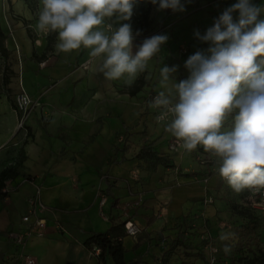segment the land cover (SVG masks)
<instances>
[{"label":"crops","instance_id":"1","mask_svg":"<svg viewBox=\"0 0 264 264\" xmlns=\"http://www.w3.org/2000/svg\"><path fill=\"white\" fill-rule=\"evenodd\" d=\"M202 1L195 9L188 7V0H181L185 6L182 12L158 11L148 1V25L140 24L141 16L136 18L135 31L140 35L133 41V54L145 38L168 36L160 52L133 81L140 77L145 80L140 89L132 88L126 75L118 80L105 78L100 71L102 59L91 57L90 50L83 46L67 53L66 60L59 52L58 62L51 66L45 64L46 50L38 53L33 49L31 63L21 77L23 89L36 102L26 121L29 133L23 138L20 156L12 150L15 157L0 167L1 171L15 166L18 172L5 180L3 191L7 189V195L0 194V264H25L22 254L32 256L34 264H99L98 254L88 250L84 241L93 232L108 230L112 217L132 220L141 228L144 242L137 249V236L128 234L123 239L127 262L166 263L162 259L166 248L159 244L173 230L168 229L170 221L164 224V211L167 207L172 213L201 207L193 200L195 191L187 185L178 186L201 176L187 172V167L193 165V152L179 147L174 155L169 150L172 135L165 126L171 118L168 115L158 119L163 110L150 106V94L165 91L161 85L164 65L178 66L176 82L188 78L186 59L180 58L179 52L171 56V46L181 36L175 30L178 23L208 9L211 3L219 4L218 0ZM235 3L231 1L224 7ZM135 10L140 12L138 5ZM206 14L212 17L210 11ZM238 15L233 13V19L237 20ZM160 23L165 24L152 31ZM20 32L26 45L29 40L33 46L35 40L30 38L27 27ZM6 96L5 106L14 108L15 102ZM144 144L169 155L176 167L159 165L152 172L143 167V179L134 180L131 171L140 162L145 163L136 157ZM37 194L45 206L41 215L47 218L48 232L18 244L10 232L24 228L22 217ZM102 196L106 198L103 203ZM138 197L142 204L137 207L134 202ZM107 264H114L110 255Z\"/></svg>","mask_w":264,"mask_h":264},{"label":"clouds","instance_id":"2","mask_svg":"<svg viewBox=\"0 0 264 264\" xmlns=\"http://www.w3.org/2000/svg\"><path fill=\"white\" fill-rule=\"evenodd\" d=\"M158 11H184L181 0H149ZM190 2V0H189ZM137 0H42L37 29L58 33L57 52L82 46L102 59L100 71L109 80L125 75L131 85L148 61L167 42L165 34L145 38L133 54L134 35L129 21ZM238 12V19L233 13ZM264 7L238 0L227 7L206 32L195 37L208 43L184 63L189 75L176 82L178 66L161 69L165 91L152 108L171 115L165 126L181 149L202 146L216 158L219 175L236 193L264 190ZM114 25H119L114 27ZM101 26H104L103 28ZM227 247L225 251H229Z\"/></svg>","mask_w":264,"mask_h":264},{"label":"rangeland","instance_id":"3","mask_svg":"<svg viewBox=\"0 0 264 264\" xmlns=\"http://www.w3.org/2000/svg\"><path fill=\"white\" fill-rule=\"evenodd\" d=\"M206 1L209 2L211 0ZM231 1L238 2V0H218L219 4L217 6H215V3H211V7L208 9L198 11L178 23L175 30L177 33L180 31L181 33L178 34H181V36L176 38V42L172 44L171 56L179 52L180 58L187 60L197 50H206L210 45L199 41L195 37L194 31L198 30L203 35L209 27L213 26L215 19L227 8L224 5L227 6V3ZM202 3H204L202 0H190L188 7L199 9ZM253 3L264 7V1L255 0ZM136 5H138L140 12L135 10ZM147 5L148 0H137V3L133 6L131 19L120 23H130L132 30L135 31V20L141 16ZM41 8L42 0H0V21L3 30L8 33L5 44L9 49L7 60L0 51V167L15 157V155H12V150H16L17 156H20L23 138L29 133L26 124L24 128L20 126L18 111L14 108L6 107L4 102L7 97V86L10 87V96L13 102H16L17 93L25 91L22 87L21 77L24 68L31 63L33 49L38 53L45 50L46 35L40 33L37 29L38 14ZM208 11L212 15L211 18L206 14ZM26 16L31 18L28 23L35 36L33 46H31L29 40V44L26 45L25 38L23 39L20 32L26 27L21 18ZM259 18L264 19V13H261ZM164 24H156L152 31L162 27ZM114 26L118 27L119 25ZM57 42L56 40L54 44L53 51L55 52H47L48 60L45 62L47 66L58 62L60 53L55 48ZM66 58L68 59L69 57L67 53H64L62 60H66ZM8 63L10 69L5 72V66ZM4 74H7L10 80L7 86L4 81ZM32 101L34 107L36 102L33 99ZM169 116L171 118L170 114ZM170 143L168 145L169 150L174 155L178 154L179 147L171 149ZM199 147L192 151L193 157L191 161L193 165L187 167V172L196 173L195 177L198 175L201 177H196L185 183H179L178 186L187 185L190 188L189 190L195 191L193 200L201 207L197 209L192 207L186 210L183 209V211L176 210L175 213L170 212L167 207L164 211L162 218L164 219V224L167 226L168 221H170L168 229L173 231L167 236L161 235L163 237L166 236L165 240L159 244L166 248L163 260H166L168 264H243L246 262V258H252L255 254H260L261 250L264 249V208H262L264 190L258 193L248 190L236 193L219 175V164L216 163V158L202 152ZM144 164L140 162L131 171L132 178L137 180V182L143 179L141 169L145 166ZM179 167L181 170L182 167L180 165ZM183 169L186 170V168ZM133 172H136L137 175H134ZM137 199H140V204L138 205L140 206L142 198L138 197ZM245 207L248 210H257V213L261 216V224L263 225L261 228L252 231L247 227L248 221L243 214ZM180 232H182L185 242L195 246L194 249L185 248L184 245L173 241ZM226 247L230 250L225 251ZM186 249L193 252H203L206 260L200 258L198 254L186 255L188 253V251L185 252Z\"/></svg>","mask_w":264,"mask_h":264},{"label":"trees","instance_id":"4","mask_svg":"<svg viewBox=\"0 0 264 264\" xmlns=\"http://www.w3.org/2000/svg\"><path fill=\"white\" fill-rule=\"evenodd\" d=\"M149 1V0H148ZM150 3V2H149ZM11 4V2H10ZM24 24L27 27V32L30 38L34 41L35 37L32 34L31 28L28 26V20L26 18H21ZM140 24L147 26L149 23L148 20V8L143 11L140 17ZM58 33H49L46 36V45H45V54L48 51L54 50V44L57 40ZM8 38V33L3 30L1 21H0V51L5 56L6 60L8 59L9 49L6 47L5 40ZM45 54L43 57H45ZM10 65L9 63L5 66V72L9 71ZM4 81L6 86L9 85L10 80L7 74H4ZM145 84V80L140 77L138 78L132 85V88L140 89ZM159 93V92H152ZM7 95L10 96V87L7 86ZM16 108V105H14ZM199 149L204 152L203 147L200 146ZM208 154V153H207ZM136 157L139 160H143L145 162V169L148 171H155L157 170L159 165H163L165 167H175V164L172 162L171 158L167 154H162L155 150L151 145L144 144L141 146L140 150L136 154ZM17 167L15 166H8L3 168L0 171V194L7 195L6 191H3V187L5 185V180L9 177H14L17 175ZM221 183V182H220ZM118 201H114V206H117ZM243 214L247 218V227H249L252 231H256L257 229L261 228L263 225L261 224V216L257 213V210H248L245 207V211ZM112 225L111 227L104 231V232H93L91 233L88 238L84 241V245L88 250H91L96 253V249H99L100 252L98 253V262L99 264H107V258L110 255L113 259L114 264H142L140 260H134L127 262L125 259V252L126 248L124 246V237L128 235V232L125 227L126 220H117L116 218H111ZM141 231L136 235L137 242L134 245V248L137 249L143 242L144 239L142 235H140ZM182 232H180L176 238H174V242H178L184 245L185 248L194 249V245L191 243L185 242V239L182 237ZM188 250L186 249L185 252ZM198 254L200 258L206 260V256L203 252H193L188 251L186 255L191 256ZM165 258V253L162 259ZM246 258V257H245ZM246 262L243 264H264V249L261 250L260 254L254 255L252 258H246ZM160 264H166L165 262H161Z\"/></svg>","mask_w":264,"mask_h":264},{"label":"built area","instance_id":"5","mask_svg":"<svg viewBox=\"0 0 264 264\" xmlns=\"http://www.w3.org/2000/svg\"><path fill=\"white\" fill-rule=\"evenodd\" d=\"M159 93L151 94V99L153 100ZM16 110L18 111L20 117L19 122L22 128L25 127L27 118L33 107V101L30 95L26 91H20L16 95ZM163 112L159 114L158 119L161 120ZM166 116H164L165 118ZM163 118V119H164ZM179 147L178 142L175 138L171 140L170 148L177 149ZM134 175H137L136 172H133ZM4 191H7L5 189ZM105 196H102V203L105 202ZM140 204V199L135 200L134 205L138 206ZM44 204L40 200L38 194L34 196L31 200V207L27 213L22 217V221L25 224L24 228L19 232H10L12 239L18 244H24L31 237H43L48 232V221L47 218L41 215V212L44 211ZM264 208V197H263V206ZM126 230L129 235L136 236L141 228L136 225L132 220H126L125 223ZM100 252L99 249H96V253ZM25 264H34L35 259L30 255L22 254L21 256Z\"/></svg>","mask_w":264,"mask_h":264}]
</instances>
